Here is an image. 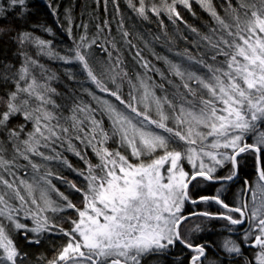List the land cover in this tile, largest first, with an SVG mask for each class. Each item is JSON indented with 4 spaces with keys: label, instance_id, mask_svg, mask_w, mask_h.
I'll return each mask as SVG.
<instances>
[{
    "label": "snow or ice",
    "instance_id": "obj_1",
    "mask_svg": "<svg viewBox=\"0 0 264 264\" xmlns=\"http://www.w3.org/2000/svg\"><path fill=\"white\" fill-rule=\"evenodd\" d=\"M177 2L191 10L190 0L150 8L128 0L140 18L149 11L159 16L162 8L194 36L195 53L169 48L171 59L137 34L159 67L133 43L122 16L120 41L108 19L95 24L93 35L81 19L74 36L72 7L61 23L60 6L46 0L71 41L61 54L52 40L12 24L22 20L55 35L28 22L29 0H0V20L7 22L0 34H11L21 58L19 67L0 68V264H185L177 252H187V264H264V0H224L219 11L212 0H196L211 19L206 32L183 21ZM113 6L118 12V0ZM118 43L133 54L131 72ZM39 57L65 65L67 82ZM248 156L256 164L255 188L245 180L239 201L229 202L222 197L241 179ZM60 168L81 184L59 175ZM207 183L220 185L214 195L194 192ZM209 203L217 210H197ZM204 221L223 222L229 236L219 245L197 242ZM52 234L64 242L51 259L41 254L33 262L16 241L40 246Z\"/></svg>",
    "mask_w": 264,
    "mask_h": 264
},
{
    "label": "trees",
    "instance_id": "obj_2",
    "mask_svg": "<svg viewBox=\"0 0 264 264\" xmlns=\"http://www.w3.org/2000/svg\"><path fill=\"white\" fill-rule=\"evenodd\" d=\"M53 5H59L58 14L61 19L60 22H63V11L67 7H72V14L74 17L75 24L73 26V35L78 36L81 34L82 29H78L75 25L79 24L81 19L85 23L89 24V35L95 34V24L103 23L105 19H108L111 25V36L116 37L117 41H120V36L117 32V24L119 22V18L122 16L125 22L126 29L132 33V41L138 47L143 50V55L147 59L152 60L154 64H157L159 67H163L162 63H158L155 61L147 48L144 47L143 41H147L152 49H154L157 53L162 55H169L171 59H176L174 56H171L167 49H172L173 52L182 50L184 48H189V50L195 53L196 49L192 46V41L194 40L193 34H191L185 23L177 20L175 24L168 18L166 12L161 8V12L159 16L148 12V19H142L132 10V8L128 5V0H118L119 3V11L117 12L113 6V0H108V10L105 11L104 8V0H99V3L96 0H50ZM167 3H171L172 0H166ZM192 7L191 10L185 8L182 4L177 2L176 8L177 11L180 12L183 21H185L188 25H191L201 32H206L207 29L204 27L205 24H211V19L208 13L201 8V6L196 2V0H190ZM212 2L216 5L217 10L221 9V6L224 3V0H212ZM133 3L136 6H139V0H133ZM164 0H145V5L147 8H150L151 5L155 4L157 7H161ZM29 8L32 10L28 17L29 23H41L46 27H51L55 35H49L45 33L42 29H31L28 27V23H25L22 20L13 19L12 24L14 26L19 27L20 25H24L29 31H34L35 35L41 37L42 39L52 40L53 45L57 51H60L63 54L64 47L71 46V41L64 33V31L57 26V21L54 16L51 15L50 10L47 7L46 0H29ZM195 13V15H193ZM223 14V13H221ZM92 17H95V20H92ZM161 22H163L161 24ZM6 21L0 20V27L6 25ZM165 32L167 35H165ZM137 34L143 38V41L137 38ZM10 35L0 34V68H2L4 63H11L16 67H19L21 62V58L16 55V44L10 40ZM107 35V32H105ZM159 39H156V38ZM183 37H187V41L183 39ZM118 47H120L121 52L123 53V59L125 60V64L129 72L135 68V61L133 60V54L127 50V47L122 43H118ZM29 53L36 58V50L35 48L29 47ZM93 52L96 55H99L101 58H104V55L100 53L99 49L94 48ZM115 55V53H114ZM40 62L45 64L47 67L55 71L65 82H67V78L64 77V68L66 67L60 62L50 61L46 57H39ZM76 69L73 67V71ZM139 71V69H136ZM53 86H57L58 90H63L58 85L54 84ZM11 87V85H9ZM4 87L0 85V95H3ZM127 89H125L126 91ZM20 121L14 120L13 125L19 123ZM31 128V125L28 126ZM9 146V151H10ZM68 160L73 164L74 167L82 168L83 164L72 154L65 153ZM88 156L93 159V163H95V158L92 155L91 150L88 151ZM185 168H188V165H185ZM58 174L66 177L68 180L75 181L78 185L81 184L80 179L72 173L68 169H57ZM23 175V173H21ZM257 175L256 164L254 159L251 156H248L245 159V162L241 165L240 168V177L238 181L233 183L229 189V195L226 198L227 201L231 202L232 191L240 194L241 188L244 186V181H248V183L253 184V178ZM53 183L56 184L61 191L65 192L66 195L70 194V190L61 183L56 180H53ZM220 187L218 184L207 183L202 186L196 188L194 190L195 193H199L200 195H214L216 193V189ZM55 198V197H54ZM70 199L73 200L74 203H77L79 206L80 197L76 194H71ZM207 207L209 211H216L217 206L214 203H209L207 206L199 205L197 206V210L201 211ZM73 217H75V213H70ZM57 223H64L59 216L56 217ZM196 223H200V221H195ZM207 225L202 223V227H204L205 231L202 233L194 234V239L199 243H204L205 241L214 243L219 245L222 243L225 237H228V232L223 227V222L213 221L207 222ZM64 226L67 227V224L64 223ZM16 241L19 247L23 248L25 251L29 253L30 259L34 262L35 257L41 254L45 255L47 258L51 259L55 252L53 249H58L60 245L64 242L63 239L58 234H52L45 236L42 238V243L40 246H29L25 243L22 237L17 236ZM212 249H209V254H212ZM249 250H245V254H248ZM176 255H181L185 258V264H187L188 254L187 252L175 253Z\"/></svg>",
    "mask_w": 264,
    "mask_h": 264
},
{
    "label": "flooded vegetation",
    "instance_id": "obj_3",
    "mask_svg": "<svg viewBox=\"0 0 264 264\" xmlns=\"http://www.w3.org/2000/svg\"><path fill=\"white\" fill-rule=\"evenodd\" d=\"M247 158V157H246ZM245 158V159H246ZM243 162H245V160L243 161ZM243 162H242V164H243ZM241 164V165H242ZM253 184L251 183H249V185H251L253 188H255V185H256V181H257V175H255L254 176V178H253ZM230 189V188H229ZM246 192H247V189L245 190ZM229 190L226 192V194H225V197H227V195H229ZM259 195V194H258ZM230 197H232V199H231V202L232 201H236V202H238L239 201V198H240V194L239 193H236L235 191H232V194H231V196ZM248 197H249V202H251L250 201V193L248 194ZM187 207V206H186ZM204 225L206 226L207 225V223H206V221H204ZM190 226H192V225H190ZM245 227H247V225H245ZM228 236H229V233H228ZM233 238H236V237H233Z\"/></svg>",
    "mask_w": 264,
    "mask_h": 264
}]
</instances>
